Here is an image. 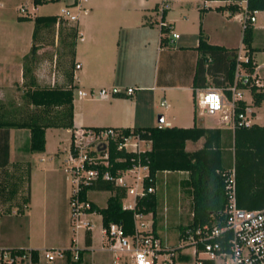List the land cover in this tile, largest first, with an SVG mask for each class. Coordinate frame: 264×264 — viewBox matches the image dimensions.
I'll return each mask as SVG.
<instances>
[{
  "label": "crops",
  "instance_id": "crops-1",
  "mask_svg": "<svg viewBox=\"0 0 264 264\" xmlns=\"http://www.w3.org/2000/svg\"><path fill=\"white\" fill-rule=\"evenodd\" d=\"M33 1L0 0V104L6 105L10 110L22 108V96L30 86L29 78L24 75L27 64L28 72L34 78L36 85L40 87L71 86L72 128L119 129L154 126L190 128L200 123L201 127L222 130V145L230 155L234 131L230 117L225 121L222 114L211 115L221 118L222 125L218 127H208L202 119L197 118L196 112L199 108L196 105L197 92L207 88L223 89L213 86L207 74L205 80L199 78L196 85L193 84L197 59L200 57L194 48L198 44V32L201 27L209 44L227 49L235 48L238 51L242 49V13L236 15L239 18V24H235V16L231 19L227 16L228 13L213 10L214 7L226 3L219 4V2L218 5H209L208 8H189L190 17L189 15L183 17L185 33L179 36L174 32L176 21L167 18L169 8L164 10V13L160 11L162 0H68L64 8L76 16V21L70 24L77 33L72 65L64 67L60 75L56 73L50 75L49 59L46 55L48 44L44 41L43 31L39 32L34 39L33 18L50 15L44 11L46 7L62 1L38 0L37 4ZM197 6H200V2ZM202 9L204 10L201 14ZM196 10H199V13ZM54 15L59 16L60 13ZM256 22L255 20L253 23L255 32H263L264 26L256 25ZM162 29L166 30L163 34ZM173 34H177L178 37L173 38ZM162 37L166 38L164 44L161 43ZM33 44L37 46V51L30 60ZM253 44L257 45L254 42ZM262 44L264 45V42ZM256 54L253 60L258 65L255 59ZM76 64L80 66L78 69L75 68ZM84 88H87L88 92ZM240 88L243 91L244 101L251 103V93L244 87ZM129 89L131 93H128ZM101 90L105 91L104 96L99 95ZM78 91L85 92L88 96L79 98ZM114 92L119 95H114ZM183 92L190 93V103L187 96L183 98ZM224 93L228 96L226 91ZM74 97L80 101V105H76ZM162 102H164L163 105ZM260 104H255L253 108ZM160 115L163 117V122L159 124ZM254 118L255 111L253 124H256ZM24 130L0 131V170L4 171L11 164L16 179L23 180V177H26L28 182L26 193H24V187L21 186L19 189L16 185L17 190L9 195L10 199L12 197V202L20 196L25 202L24 208L31 210L36 200H42L38 199V191H34L32 185L36 165L59 160V153L66 152L69 147L71 131L64 129L66 135L63 137L62 128L46 129L43 152L34 153L29 150L22 153L18 146H15L13 147L14 161L11 162L12 133H26L23 132ZM24 135L29 144V131L27 130ZM48 135L53 140L51 149H48ZM5 139H7L6 153L3 147ZM203 143V138L196 142L186 141L185 150L194 152L200 149ZM140 144L144 145L143 148L140 147L143 150L150 148V142L142 141L139 146ZM62 163L63 160L59 165L61 166ZM170 175H176L174 186H170L168 192L160 198L159 178ZM155 180L156 215L159 219L157 233L159 237L167 241L166 218L171 205H179V212L190 215L192 220V188L189 185L188 175L184 172L160 173ZM0 185L1 192L8 193V184L3 183L2 186L0 182ZM57 189L53 201L59 205L63 204L67 210L70 193L67 195V189L63 184ZM45 197L47 201L49 195ZM147 216L150 217L149 225H151V214L144 217ZM54 218L53 243L49 245L31 242L11 244L0 225V249L14 248L38 252L34 261L21 262V264H126L130 259L129 255H120L119 260L115 261L114 255L108 249L102 227L99 244L94 246L93 232L90 230V245L85 246V234L88 231H81L75 236L69 213L68 217L62 216L57 209ZM86 218L88 219L87 216ZM79 236L83 247L78 248ZM167 243L173 246L169 241ZM71 246L82 251L78 262H73L70 258L49 262L41 253L42 250L68 249Z\"/></svg>",
  "mask_w": 264,
  "mask_h": 264
},
{
  "label": "trees",
  "instance_id": "trees-1",
  "mask_svg": "<svg viewBox=\"0 0 264 264\" xmlns=\"http://www.w3.org/2000/svg\"><path fill=\"white\" fill-rule=\"evenodd\" d=\"M230 1L234 3L216 6L213 10L221 13L226 12L228 13L227 16L232 18L243 12L239 3L245 1V11L248 16L255 11H264V0ZM33 2L37 4L38 0ZM203 10H200L201 14ZM61 19L58 15L34 17V39L39 32H48V29L61 22ZM241 26L242 50L246 56L252 59L250 63L243 66L251 72L254 68L253 57L256 53L264 52V45L253 44L256 33L253 23L245 20ZM59 29V34L62 33L63 35L61 40L64 43H62L69 47L67 55L71 58L70 65H72L77 33L72 28L68 30ZM165 32L166 30L162 29V34ZM165 40L166 38L162 37L161 43L164 44ZM194 50L200 54V57L197 59L193 84L196 85L199 78L205 80L207 74L213 86L226 91L228 85L230 86L233 82L238 49H227L209 44L207 37L199 27L198 44ZM36 51L37 46L33 44L30 50V60ZM26 66L24 75L29 78L30 86L22 96V108L10 110L6 105L0 104V131L27 129L30 133L29 150L34 153H41L45 148L46 129L62 128L70 129V131L73 129L72 88L71 86L61 87L57 85L40 87L35 84V80ZM227 93L230 96L229 92ZM113 94L119 95L116 92ZM262 99V95L254 94L256 105H259ZM242 109L243 104H240L237 111ZM116 130L122 136L132 135L141 141L150 142V148L139 153L118 151L115 143H111L109 145V170L113 175L117 170L131 168L138 158L142 164L148 166L149 180L145 182L146 187L154 186L156 176L160 173H187L189 185L192 188L193 216L191 223L181 228L179 240L186 230L192 231L204 225L223 226L225 224V210L229 199L227 186L231 181V176H233L235 204L238 208L245 210L264 208V125L252 124L248 128L236 127L232 134L230 155L222 145L223 132L219 128L193 125L190 128L154 126ZM202 138L204 143L200 149L194 152L185 150L186 141L196 142ZM3 147L6 153L7 139L3 141ZM88 191L111 192L104 207H99L89 200L90 208L87 212L96 213L101 217L103 229H106L110 224H116L122 229L124 235H132L134 232L133 214L137 212L142 215L151 214V229L154 234L158 235L159 219L156 215L157 198L155 192L138 197L135 210H128L122 208L125 190L111 182L97 181L92 183L80 193L82 200L86 199ZM84 243L85 246L90 245L89 231L85 234ZM81 253L82 251H79V260ZM37 255V251L31 250V261H34ZM65 258H70L68 250Z\"/></svg>",
  "mask_w": 264,
  "mask_h": 264
},
{
  "label": "built area",
  "instance_id": "built-area-1",
  "mask_svg": "<svg viewBox=\"0 0 264 264\" xmlns=\"http://www.w3.org/2000/svg\"><path fill=\"white\" fill-rule=\"evenodd\" d=\"M174 0H162L161 13L169 8ZM181 1V0H180ZM231 3L230 0H203L200 7L208 8L206 3ZM234 3V2H232ZM243 8L241 21L248 20L254 23L255 12L248 16L245 11V1L240 2ZM60 18L70 23L76 21V16L68 9L60 10ZM173 34V38H177ZM250 59L242 49L237 52V65L234 72L233 83L227 87V96L223 90L207 88L197 92V105L208 115L222 114L226 121L229 117L232 128H248L253 124L254 94L262 95L264 101V64L256 65L253 60V70L248 71L245 66ZM80 66L75 65L78 69ZM247 89L252 95V102L246 103L243 91ZM131 93V89L128 90ZM79 98L88 94L78 91ZM100 96L105 91L99 92ZM243 104V109L237 111ZM162 105L164 102L161 103ZM228 114H225V113ZM142 142L136 136H122L115 128L93 129L76 127L71 130L70 144L63 160V173L71 177L72 191L68 199L70 223L75 236L81 231H90L92 223L86 216L90 208L88 192L86 199L82 200L80 193L97 181H107L125 190V198L132 201L124 205L123 209L135 210L136 199L146 193H154V186H145L148 179V166L142 164L140 159L126 170H117L115 175L109 170V145L115 143L118 151L139 153L143 149ZM105 146L104 150H100ZM103 169V170H102ZM233 176L227 186L228 203L226 206V220L223 226L204 225L195 230H186L180 237L177 246H169L164 238L154 234L151 225L146 226L142 220L145 215L134 212V232L124 235L122 229L116 224H110L102 233L108 242V249L118 261L120 255H129L132 264H264V208L245 210L238 208L234 199ZM123 202V200H122ZM142 222V223H141ZM185 249L191 252H184ZM70 253L73 262L79 260V250L76 247L68 249L44 250L43 255L49 262L56 256L61 259ZM31 250L26 249H0V264H16L27 260L31 262ZM186 258V259H182Z\"/></svg>",
  "mask_w": 264,
  "mask_h": 264
},
{
  "label": "rangeland",
  "instance_id": "rangeland-1",
  "mask_svg": "<svg viewBox=\"0 0 264 264\" xmlns=\"http://www.w3.org/2000/svg\"><path fill=\"white\" fill-rule=\"evenodd\" d=\"M61 3H57L55 5H50L49 7H46L44 11H46L47 14L54 15L60 13V8L65 7V3L68 2V0H61ZM203 0H174L169 4V10L167 18L171 20L176 21V27L174 29V32L177 33L179 36L183 35L185 33V28L183 26L185 15H189L191 12L189 11V8H202L200 6H197L199 2H202ZM219 4H222L220 2ZM206 5H218L217 3H206ZM196 12L199 13V10H196ZM190 13V14H189ZM160 17V13H158ZM234 18V17H232ZM231 18V19H232ZM256 18V25H262L264 26V12H256L255 13ZM190 19V18H189ZM235 24H239V18L235 16L234 18ZM70 22L65 21L61 19V22H58L53 28H49L48 32H43L45 35L44 41L46 44H48L47 49V58L49 59V73L50 75L52 73H56V75H60L63 72V68L67 65H70L71 58L68 57V48L65 46L64 41L61 40L63 38L62 33L59 34L60 29L68 30L70 29ZM187 28V27H186ZM261 39H264V31L263 32H257L254 36V43L256 44H262L264 42L261 41ZM66 41V40H65ZM63 42V43H62ZM256 62L258 65L264 64V52H259L255 56ZM88 92L87 88H84ZM75 91V90H74ZM76 92V91H75ZM185 94V95H184ZM187 94V95H186ZM74 96V95H73ZM188 98L189 103L191 102V96L190 93H184L183 92V98ZM74 100L76 102V105H80V101L74 97ZM82 102V101H81ZM197 103V101H196ZM197 105V104H196ZM255 111V118L254 121L257 125H264V101L260 104V106H257L253 108ZM197 118L202 119L206 126L208 127H218L222 125L221 118L219 116H211L208 115L202 108H197ZM23 132L27 133V130L25 129ZM62 136L64 137L66 135L65 130L62 129ZM26 133H12V154H11V162L14 161L13 158V147L18 146L20 151L22 153L29 152V144L28 139H26V136L24 134ZM51 146H53V140L52 137L48 135V149H51ZM143 144H140V147L143 148ZM62 148V146H61ZM66 152L59 153V160H55L52 163L49 162H43L39 165H36V171L33 174L32 178V185L34 187V191H38V199L42 200H36L35 205L31 207V210L25 209V202L22 198H19L17 200H14L12 202V197L10 199V193L17 190V186L24 187V193H26V187H27V179L26 177H23V180L21 178L16 179V177L13 175V167L10 164L7 169L4 171L0 170V182L8 184V193H2L0 190V225L3 229V232L7 235L9 243H36V244H51L53 243V228H54V213L58 209V212L62 216H67L69 213V207H64L63 204L59 205L56 204V202L53 201L55 192L57 193V188L63 186L67 189V195L71 193L72 191V180L69 175H64L63 173V163L60 166L59 163L65 159ZM3 172V174H1ZM13 175V177H12ZM176 175H170L169 177H163L161 176L159 178V184L161 188V192H158L159 197L164 193L168 192V188L174 184V179ZM16 180H15V179ZM178 179V176H177ZM174 186V185H173ZM1 187V185H0ZM46 195H49L48 200L46 201ZM111 195V192L109 191H89L88 192V199L92 202H94L99 207H104L106 205L107 198ZM159 198V199H160ZM6 200V201H5ZM44 200V201H43ZM56 200V198H55ZM42 201V203H41ZM132 201L131 197H127L123 199V204L126 205L127 203H130ZM55 203V204H54ZM180 206L177 204L171 205L169 208V211L167 212V218H166V226L168 227V232H166V238L169 243H172L173 246H177L179 244L178 236L180 234L181 228H184L185 226H188L191 223V216L188 214H183V212H179ZM27 214V215H26ZM29 214V215H28ZM178 214V215H177ZM177 215V216H176ZM27 216V217H26ZM88 219L91 220L92 223V232H93V243L94 246L99 244V234L101 229V220L100 216L98 214H88ZM150 217H144L142 222L148 226ZM141 222V223H142ZM170 235V237H169ZM81 236V234H80ZM79 236V242L77 243V247H83L82 239ZM76 247V248H77ZM49 250V249H47ZM44 250H42L41 253H43ZM184 252H191L189 249H185ZM62 260L59 256L55 257L54 261ZM22 262H27V260H24ZM16 264H21V262H18ZM118 264H124V263H118ZM126 264H132L131 259H128Z\"/></svg>",
  "mask_w": 264,
  "mask_h": 264
},
{
  "label": "water",
  "instance_id": "water-1",
  "mask_svg": "<svg viewBox=\"0 0 264 264\" xmlns=\"http://www.w3.org/2000/svg\"><path fill=\"white\" fill-rule=\"evenodd\" d=\"M162 122H163V117H162V115H160L158 118V123L160 124ZM198 127H201L200 123H198ZM104 148H105V146H102L100 150L102 151V150H104Z\"/></svg>",
  "mask_w": 264,
  "mask_h": 264
}]
</instances>
